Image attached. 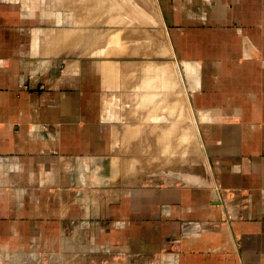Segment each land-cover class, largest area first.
I'll return each instance as SVG.
<instances>
[{
    "label": "crops",
    "instance_id": "obj_1",
    "mask_svg": "<svg viewBox=\"0 0 264 264\" xmlns=\"http://www.w3.org/2000/svg\"><path fill=\"white\" fill-rule=\"evenodd\" d=\"M96 1L0 0V256L107 242L160 264H264V0H151L209 165L198 186L116 181L114 117L162 113L143 94L115 108L145 62L73 53L101 32ZM151 118L124 136L162 141Z\"/></svg>",
    "mask_w": 264,
    "mask_h": 264
},
{
    "label": "rangeland",
    "instance_id": "obj_2",
    "mask_svg": "<svg viewBox=\"0 0 264 264\" xmlns=\"http://www.w3.org/2000/svg\"><path fill=\"white\" fill-rule=\"evenodd\" d=\"M1 1L10 2L11 0H1ZM38 1L41 2L42 0H38ZM114 2L115 3L110 4L115 6V13L114 14L111 13L112 15H114V18L110 16V19L108 20H107V14H108L107 12H110L112 9H108L107 7L101 8V6L105 5V3H101V0H97L95 2L94 7H96V5L99 6L98 9L95 10L96 12L95 14H97L96 19H98L96 21L99 22L98 30L101 32H95L92 36L84 35L83 51L81 52L73 51V53H84V55H90L92 53L94 56L101 58L109 57V58H118L123 60L135 59L137 61L145 62L144 65H147L148 67H150L149 63L163 62L165 64V62L168 59L172 58V53L171 51H169L170 49H168L169 47L167 45L165 32L162 34V36L161 33L159 34V27H158L159 17L158 14L156 13L155 6L152 5L151 3V0H130V2H121V0H114ZM139 4L140 5L145 4L147 14H144L143 12L140 11V9L138 8ZM117 5L119 7H117ZM122 7L125 9H122ZM122 13L125 14L127 13V14L125 15ZM130 13L132 14V16ZM152 14L153 16L151 17ZM129 18H131V21H129L130 20ZM123 20L125 23L123 22ZM103 24L110 25L112 27L111 29H113L114 27V30L118 32L120 31L125 32L128 35L129 39L132 32L141 31L142 35L139 36L140 37L139 42L130 44L132 45V48L130 50H127L126 52L123 50H119L118 44L116 45L108 44L103 40H101V42L97 40V44L95 43L92 46V44H90V40L89 41L86 40L87 38L91 37L90 39L93 42H95L98 36L110 33L106 31L107 29L106 26L104 27L102 26ZM134 34L132 36L136 37L139 33L136 35ZM153 36L157 40L154 39ZM103 37L104 38L102 39H106L105 36ZM105 46L106 47L108 46L107 53L106 52L103 53V49ZM154 46L156 47V49ZM90 49L95 51H90ZM158 51L159 53H161L160 51H163L164 55H161L163 54V52L161 54H158ZM166 52L168 53V55ZM158 69L155 72L150 71L151 74H149V69L147 70L146 72V74H148L146 78L147 82L151 81V78L153 79V81L155 80L154 75L157 76L156 73H158L159 71ZM162 78L165 82L163 80L161 81ZM168 78L171 77L170 76L167 78L161 77L158 80V82L157 80H155L154 82L152 81V83L150 84H148L146 80L143 78L146 83L144 82V80L142 82H144L146 86L144 85V83L143 85H141L142 82H140V84L136 85V88H133L131 90L119 89L122 97L118 102H116L115 108L120 109L121 107H125L126 109L127 108L131 109L134 106L143 107L144 105L143 104L141 105V103H139L138 100H134L133 101L134 103L130 105L129 104L130 100L128 99V97L131 96L139 97L141 96V94H143L147 99H150L152 97L151 100L147 101L144 108H147L149 110L150 108L155 109L156 107L157 111L161 112L162 114L161 115L136 114L130 117H128L125 114H122L119 116L120 117L119 120L115 119L114 117L113 121L114 124L116 125V130H115L116 146H114L113 148V159H114V168L117 171V177H116L117 182L129 183V184L162 183L167 185L171 183L181 184V185L194 184L196 186L202 184L207 185L209 184V182L212 183V179L208 178L210 169L207 159L205 158L204 150L197 132V120H196L197 118L196 116H193L190 113L191 111L186 103V98L184 96L182 83L178 81L176 82L175 85L174 84L170 85V83L168 84L166 81V79ZM162 82L164 83L163 85ZM177 83H178V88H176ZM161 85L162 87L164 85L166 86V89L165 87H163L164 90H167L168 86H170L171 89H169L168 87L169 91L167 90L166 92L164 91L165 93L164 92L162 93L159 90V89L162 90ZM139 86L141 89H139ZM174 87L176 89H174ZM172 89H174V91ZM132 91H138L140 93L132 92ZM157 91L160 93H158ZM124 92H126L125 96H123ZM174 92L175 93L177 92L178 94L177 93L175 94ZM177 95L180 96L182 95V96L180 97ZM124 97L125 99H123ZM170 97L176 99L180 105L179 106L180 108H178V112H176V114H173L171 117L167 115L166 105L163 104L164 101L169 100ZM155 100H157V102ZM159 102L161 103L160 105L158 104ZM183 105L185 107H183ZM119 109H115V110L118 111ZM174 115H176V117ZM153 116L154 117L158 116L161 118L158 124L162 126L172 125L174 127L173 142L175 144V148L173 149L174 152L171 151L172 156H170V150H168L169 152H166L167 149L169 148L160 146L159 143L161 140L156 139L155 133L151 135L152 145H149L148 141L146 145L141 144L142 141L140 142L138 136L136 137L133 136L131 139H128L127 137L124 136L125 128L126 129H128L129 127L133 128L134 126L135 127L156 126L157 123L154 124L152 122L151 117ZM164 117H166V119ZM152 130L155 131L154 129ZM186 136L187 139L184 138ZM191 137L192 139H190ZM193 137L198 142H195V139ZM189 140L192 141L191 143L193 145H191ZM190 145L192 147H190ZM148 146H150L151 149H148ZM173 153H175L176 156L175 154L173 156ZM182 155L184 156L182 157ZM0 264H160V259H159V254L131 253L129 252V250H127L124 247V245L122 246L120 244L100 242L99 244L94 245L89 242H85L79 244L74 249H67L66 251H63L61 253L58 252L57 253L51 252L44 254L35 253L34 255H23V256L22 255L9 256L7 254H4L3 256H0Z\"/></svg>",
    "mask_w": 264,
    "mask_h": 264
},
{
    "label": "bare ground",
    "instance_id": "obj_3",
    "mask_svg": "<svg viewBox=\"0 0 264 264\" xmlns=\"http://www.w3.org/2000/svg\"><path fill=\"white\" fill-rule=\"evenodd\" d=\"M115 3V2H114ZM121 6V5H120ZM117 7H119L118 5H117ZM116 7V8H117ZM118 10V9H117ZM126 11V10H125ZM120 13V12H119ZM121 14V13H120ZM122 14H125V13H122ZM127 14V13H126ZM125 14V15H126ZM131 14V13H130ZM129 14V15H130ZM131 16H132V14H131ZM152 16H153V14H152ZM130 17V16H129ZM159 17V16H158ZM117 18V17H116ZM115 18V19H116ZM130 20L129 21H131V18H129ZM126 20V19H125ZM140 21H141V18H140ZM123 22H124V20H123ZM127 22V21H126ZM122 23V22H121ZM125 23V22H124ZM162 23V22H161ZM141 31H139L138 33V35L136 36V37H133L132 36V34L130 35V39H129V37H128V35L125 33V32H122V33H120V32H118V31H111L110 33H109V35H107V34H105V35H101V36H98L97 38H96V41L94 42V44L95 43H97V40H99L100 42H101V40H103L104 42H107L108 44H118L119 45V47H118V49L119 50H123V51H127V50H130L131 48H132V45H130V44H133V43H138L139 42V36H141L142 35V33H140ZM136 33H137V31H136ZM135 33V34H136ZM166 33V32H165ZM150 34V33H149ZM160 34V33H159ZM103 36H105L106 37V39H102V38H104ZM161 36H162V34H161ZM151 37V36H150ZM154 37V36H153ZM159 37V36H158ZM162 38V37H161ZM151 39H153V38H151ZM154 39H156L155 37H154ZM167 39V38H166ZM157 40V39H156ZM163 40H164V38H163ZM162 41V40H161ZM157 42V41H156ZM166 42V41H165ZM106 43V44H107ZM157 44V43H156ZM165 44V43H164ZM168 46H169V44H168ZM143 47V46H142ZM155 47V46H154ZM166 47V46H165ZM170 47V46H169ZM168 48V47H167ZM107 47L105 46L104 47V49H103V53L104 52H106L107 53ZM155 49H156V47H155ZM161 49V48H160ZM164 49H166V48H164ZM163 49V50H164ZM169 49V48H168ZM171 50V49H170ZM169 50V51H170ZM109 52V51H108ZM161 53L163 52V51H160ZM102 53V52H101ZM161 53H159V51H158V54H161ZM167 53V52H166ZM157 54V55H158ZM171 54V53H170ZM161 55H164V52H163V54H161ZM160 55V56H161ZM166 55V54H165ZM167 55H168V53H167ZM159 56V57H160ZM163 57V56H162ZM165 57V56H164ZM137 58V57H136ZM155 64H156V62H155ZM152 65V64H150V67H148V66H146L145 68H143L144 70H146L145 72H147V70L149 69V74H151L150 73V71L151 72H155L157 69H158V66L157 65ZM158 64V63H157ZM170 65H166V64H160V66H159V72L157 73V76L156 75H154L155 76V80H157V82H158V80L161 78V77H165V78H167V77H169L170 75H172L171 74V70H173V69H171L170 67H169ZM125 68H126V66H124ZM128 67H131V68H133V69H139L140 67L139 66H137V67H135V66H131L130 64H129V66ZM123 69V68H122ZM140 69H142V68H140ZM143 70V71H144ZM142 71V72H143ZM173 72V71H172ZM173 73H175V72H173ZM153 74V73H152ZM170 74V75H169ZM148 75V74H147ZM146 75V76H147ZM142 76V75H141ZM140 76V77H141ZM146 76H145V80H146ZM150 76V75H149ZM143 77V76H142ZM170 77H172V78H168V79H166V81H167V83L169 84L170 83V85L171 84H176V78H174L173 76H170ZM154 78V77H153ZM157 78V79H156ZM150 79V78H149ZM145 80H144V82H145ZM154 80V81H155ZM163 80V78L161 79V81ZM152 81H153V79L151 78V81H149V82H147V80H146V82L148 83V84H150V83H152ZM153 81V82H154ZM164 81V80H163ZM121 82V81H120ZM140 82H141V80H140ZM144 82H142L141 83V85H143V83ZM145 82V83H146ZM165 82V81H164ZM144 83V84H145ZM164 83L162 82V85H163ZM146 85V84H145ZM162 85H161V88H162V90L161 89H159L162 93L165 91H169V89H171L170 88V86H168L169 87V89H168V87H167V90H164L163 89V87H165V89H166V86L164 85L163 87H162ZM177 86V87H176ZM175 87L176 88H178V83H177V85H176ZM142 87V86H141ZM174 87V89H176ZM136 88V87H135ZM160 88V87H159ZM139 89H141L140 88V86H139ZM174 89H172L173 91H174ZM158 90V91H159ZM157 91V92H158ZM164 92V93H165ZM158 93H160V92H158ZM172 93V92H171ZM175 93V92H174ZM177 93V92H176ZM175 93V94H176ZM151 94H153V93H151ZM178 94V93H177ZM162 95V94H161ZM160 96V95H159ZM174 96V95H173ZM177 96H180V95H177ZM182 96V95H181ZM180 96V97H181ZM152 99V97L150 98V99H147L146 97L144 98V101L142 102V103H147V101L148 100H151ZM133 100H135V99H133ZM139 103H141L140 101H138ZM166 102V103H165ZM142 103H141V105H142ZM183 103V102H182ZM159 105L161 104L160 102L158 103ZM164 105H166V111H167V113H168V115L171 117L172 115H173V113L174 112H178V108H180L179 106V102L176 100V99H174V98H171L170 97V99L169 100H167V101H164V103H163ZM182 107V106H181ZM183 107H185L184 105H183ZM165 119H166V117H164ZM162 136H163V138H162V141H160V146L161 147H165V148H169V149H167V151L166 152H169L168 150H170V156H172L171 154V151H173V149L175 148V144H173L171 141H173V130L170 128V126H166L165 127V129H162ZM181 136V135H180ZM179 136V137H180ZM195 137V136H194ZM193 137V138H194ZM184 138H186L187 139V136L186 137H184ZM190 139H192V137L190 138ZM195 139V138H194ZM187 141V140H186ZM190 141V140H189ZM192 141H190V143H191ZM195 142H198V141H196V139H195ZM189 143V144H190ZM195 144V143H194ZM191 145H193L192 143H191ZM190 145V147H192ZM166 150V149H165ZM191 150V149H190ZM198 150V149H197ZM199 151V150H198ZM174 152V151H173ZM176 152V151H175ZM196 153V152H195ZM194 153V154H195ZM174 154L175 153H173V156H174ZM175 156H176V154H175ZM184 155H182V157H183ZM186 156V155H185ZM190 156V155H189ZM188 156V157H189ZM194 156V155H193ZM181 157V158H182ZM193 158V157H192ZM190 159V158H189ZM192 160V159H191ZM193 162H195V161H193ZM200 162V161H199ZM202 162V161H201ZM190 163H191V161H190ZM202 164V163H201ZM169 175V174H168ZM175 180V179H174Z\"/></svg>",
    "mask_w": 264,
    "mask_h": 264
}]
</instances>
